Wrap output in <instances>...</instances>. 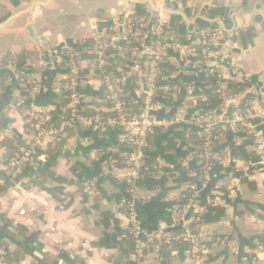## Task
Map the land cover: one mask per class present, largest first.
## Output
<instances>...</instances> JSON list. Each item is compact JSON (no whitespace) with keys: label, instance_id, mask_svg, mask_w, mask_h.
I'll return each mask as SVG.
<instances>
[{"label":"crops","instance_id":"crops-1","mask_svg":"<svg viewBox=\"0 0 264 264\" xmlns=\"http://www.w3.org/2000/svg\"><path fill=\"white\" fill-rule=\"evenodd\" d=\"M154 1L188 16L186 22L169 18L171 32L182 42L195 44L204 30L219 34L207 63L173 50L163 57L153 116L166 124L153 131L143 150L140 228L154 235L169 232L168 209L189 183L197 186L196 206L216 198L220 211L204 220L218 240L202 263L189 256L187 245L177 244L151 251L143 264H264V159L250 134L231 125L236 116L247 115L264 141V0ZM39 2L43 4L30 9ZM125 12L150 14L127 7L126 0H0V159L18 155L30 140V128L16 100L25 98L44 110L51 122H61L67 106L62 90L67 75L64 47L79 48L82 37L92 30L118 29ZM150 29L149 23L142 52ZM81 65L93 78L88 61L83 59ZM212 74L221 87L229 80L247 86L230 95L223 110H214L220 124L213 150L220 161L201 182L198 148L191 141L193 132L199 135L195 117L213 109L207 102L212 86L204 79ZM18 76L37 77L39 92L22 89ZM124 85L139 105L134 109L138 113L140 98L129 80ZM166 86L170 92L163 91ZM82 93L90 111L107 113L100 82ZM175 118L178 122L170 124ZM119 138L118 129L76 126L60 141L41 147L28 165L0 174V251L7 263L129 260L130 222L118 206L125 196L124 167L118 160L128 148ZM172 139L176 148L188 150L190 174L182 160L164 161L165 146ZM157 158L165 170L152 173L148 169ZM88 182L94 186L92 195L84 191Z\"/></svg>","mask_w":264,"mask_h":264},{"label":"built area","instance_id":"built-area-1","mask_svg":"<svg viewBox=\"0 0 264 264\" xmlns=\"http://www.w3.org/2000/svg\"><path fill=\"white\" fill-rule=\"evenodd\" d=\"M149 23L150 14L144 13L137 16L128 12L125 15L121 38L119 30L115 26H109L103 31L92 30L86 33L81 39L79 48L64 47L67 75L62 90L68 95L65 120L55 124L51 122L44 110L28 104L25 98H18L15 106L22 110L28 123L30 140L19 155L8 160L0 159V174L28 165L36 152L47 142L61 140L68 127L118 129L120 142L128 148V152L124 154L125 167L121 170V178L125 184V196L120 199L118 206L130 222L128 232L132 250L129 254V261L131 264H143L151 251L157 252L162 246L184 244L187 245L189 256L196 263H202L211 247L218 240L216 234L210 231L204 222L206 206L214 207L216 198L209 199L203 206H196L197 186L193 183L187 184L186 189L191 191V195H189L186 204L182 206L174 204L168 209L169 232L154 235L140 228L137 206L143 197L138 183L146 173L143 150L148 146V137L157 127L166 124L153 116L164 55L173 50L183 53L186 57H195L202 63H207L212 55L211 48L219 33L204 30L199 33L198 41L195 44L182 42L171 32L169 18L159 14L152 21L150 39L147 40L145 50L142 52L140 46L145 41ZM125 40L133 45L130 53L132 65L126 76L135 79V92L141 102V109L138 113H132L124 104L123 98L127 94L124 88L126 78L117 77L116 71L108 68L107 52L123 54L127 50L126 47L121 46ZM83 59H88V68L93 73V78L81 75ZM96 81L103 86L104 101L107 103L106 112L109 113L106 116L103 114L104 111L83 115L78 108L84 100L82 90L86 86H92ZM18 82L22 89L31 94L39 92L37 77L18 76ZM163 91L170 92V87H164ZM224 107L225 101L218 106L217 110H223ZM247 119V115L244 114L236 116L231 125L250 134L257 152L264 159V141L261 133ZM174 122H178V119H173L170 124ZM194 122L202 138V145L196 158L200 167L199 175L205 181L209 171L220 161L213 150L218 138L217 128L220 124V117L216 111H206L199 113ZM190 161V158L181 161L186 174L191 173ZM164 165V162L157 158L148 170L152 173L161 172ZM110 168L113 169L114 165H111ZM83 187L88 195L94 193V186L91 183H85ZM191 207L193 208L192 213L186 219L187 212ZM0 264H8L2 257L1 251Z\"/></svg>","mask_w":264,"mask_h":264},{"label":"trees","instance_id":"trees-1","mask_svg":"<svg viewBox=\"0 0 264 264\" xmlns=\"http://www.w3.org/2000/svg\"><path fill=\"white\" fill-rule=\"evenodd\" d=\"M109 28V26H108ZM121 46L126 47L127 50L123 53V54H116V53H112V52H107V56H108V64H109V69L116 71V76L119 78H126L127 80H129L130 82V87L131 89H136L135 87V79L130 77L128 78L126 76V74L129 72L130 66L132 65V57H131V51L133 49V45L129 44V42H127V40H125V42H123L121 44ZM145 55V54H144ZM7 58H13L12 55H8ZM114 60L115 63L111 64L110 61ZM88 61V59H87ZM88 73L87 70L83 69L81 75L85 76ZM204 79L206 81H208L211 86H212V95L207 99V102L209 104V106H211L213 109L211 111H214L215 108H217L220 104H222L230 95L236 93L237 91L241 90V88H245L247 85L240 83V82H236L233 80H229L225 83L224 87H221L218 82V78L216 74H212V75H208L207 78L206 76H204ZM125 92L127 93L124 98V104L126 105V107L132 112L135 113L134 109L137 108L139 105L137 104V102L135 101V99L132 97V95L129 93L128 89L125 87ZM218 91V92H217ZM184 92L182 91V94ZM65 99H66V104H68V95L65 94ZM67 108V106H66ZM80 113L83 115H92L95 112L94 111H90V109H88L85 104L82 102L79 106H78ZM203 113V112H202ZM65 114H67V109L65 111ZM105 116L108 115L109 113H103ZM65 117V116H64ZM62 120H65V118H63ZM74 127H68L66 128V131L68 129H73ZM65 131V132H66ZM192 144L194 146H197L198 150L197 153L200 150V147L202 145V138L200 135L196 134V133H192ZM60 141V140H59ZM56 142H47L46 144H54ZM196 153V155H197ZM20 154V153H19ZM18 154V155H19ZM189 152L184 151L182 149H178L176 148V144L174 143V140L172 139V141L168 142V144L165 146L164 149V154H163V159L164 161H166L168 164H174L176 159H180L183 160L185 158H189ZM195 155V157H196ZM197 159V158H196ZM198 160V159H197ZM120 162V166L121 167H125V158L118 160ZM190 168H191V161H190ZM165 170V169H164ZM162 170V172L164 171ZM203 177L200 175V181L203 182ZM140 183V181H139ZM138 183V185H139ZM83 185V184H82ZM189 195H191V191H189L188 189L183 190L175 199V204L182 206L184 204H186L187 199L189 197ZM207 208V212L204 215V220L207 219V217H209L211 214L215 213V212H219L220 209H218L217 207H211V206H206ZM129 251L132 250V242L131 239L129 237ZM5 259V256H2ZM9 264V263H8ZM124 264H131V262L129 260H126L124 262Z\"/></svg>","mask_w":264,"mask_h":264},{"label":"water","instance_id":"water-1","mask_svg":"<svg viewBox=\"0 0 264 264\" xmlns=\"http://www.w3.org/2000/svg\"><path fill=\"white\" fill-rule=\"evenodd\" d=\"M42 4L43 3H40V2L34 3L30 9L32 10L35 6H41ZM126 6L127 7L134 6V7L140 8V9L149 10V12H150V28L151 29H152V21L159 14H163V15L167 16L168 18H180L184 22L189 20L188 16L186 14H184L182 11L176 10V9H169L166 4L158 5L154 0H126ZM30 9H27L23 12L29 11ZM125 13H127V12H125ZM14 17H15V15L11 16V18H9V20L7 19V21L5 23L10 21ZM124 19H125V17H123L121 19V21L119 22L118 30H119L120 38L122 37V27H123ZM151 29H150V31H151ZM150 35H151V32H150L147 40L150 39ZM192 210H193L192 207L188 210L187 215H186V219H188L189 215L192 213Z\"/></svg>","mask_w":264,"mask_h":264}]
</instances>
